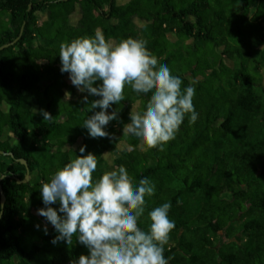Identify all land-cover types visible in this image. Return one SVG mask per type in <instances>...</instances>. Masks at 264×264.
Here are the masks:
<instances>
[{"label":"trees","instance_id":"16d2710c","mask_svg":"<svg viewBox=\"0 0 264 264\" xmlns=\"http://www.w3.org/2000/svg\"><path fill=\"white\" fill-rule=\"evenodd\" d=\"M135 18L144 21L141 28ZM97 29L106 40L144 41L157 67L167 65L182 89L194 88L198 118L189 123L186 115L163 150L142 149L123 133L133 105L140 101L137 111H143L151 95L130 86L108 109L118 116L105 128L109 136L90 138L82 127L100 110H89L99 97L79 93L60 72L59 44ZM6 44L0 49V151L13 156L0 152L6 196L0 264H71L88 255L75 235L68 244L51 243L57 233L37 214L45 207L41 182L80 155L82 145L84 155L96 156L94 180L105 172V153L113 152L114 168L124 166L134 184L147 178L155 185L139 228L147 230L148 211L171 202L168 264H264V0H0V48ZM41 109L50 120L43 121ZM6 131L14 143L4 139ZM69 136L83 138L72 154ZM122 141L130 148L119 150ZM1 201L0 190V214Z\"/></svg>","mask_w":264,"mask_h":264},{"label":"clouds","instance_id":"9594fccd","mask_svg":"<svg viewBox=\"0 0 264 264\" xmlns=\"http://www.w3.org/2000/svg\"><path fill=\"white\" fill-rule=\"evenodd\" d=\"M58 55L60 72L68 74L71 84L82 93L99 97L89 110H100L81 124L90 138L109 136L105 128L118 116L108 109L125 99V86L137 94H151L143 111H130L129 123L122 130L148 148L163 150L167 142L175 139L186 115L189 123L198 118L192 104L194 88L182 89V80L172 75L167 65L157 67L156 58L142 40H106L97 29L93 36L61 42ZM95 81L101 83L93 86ZM39 111L43 121L51 119L47 111ZM85 147L82 145L80 155L70 158L48 182H41L45 207L37 209V214L57 233L51 243L63 240L68 244L75 235L88 255H81L71 264H168L163 253L175 227V221L169 218L171 202L148 211L147 230L139 228L145 197L154 194L155 185L147 178L134 184L124 166L94 180L97 159L90 152L84 155ZM57 202L58 208L50 206ZM35 227L39 229L40 225ZM43 230L47 235L46 226Z\"/></svg>","mask_w":264,"mask_h":264},{"label":"rangeland","instance_id":"374dc122","mask_svg":"<svg viewBox=\"0 0 264 264\" xmlns=\"http://www.w3.org/2000/svg\"><path fill=\"white\" fill-rule=\"evenodd\" d=\"M128 1L129 0H118V2L120 4L126 3ZM79 17H80V11H79V8H78L77 11L72 15V19H73L72 21H73L74 24H76L78 22V20H80ZM42 18H46V15L43 14ZM135 23L138 25L139 28H141L144 25V21H142L139 18H135ZM169 37L171 39H175V36H174L173 33H170ZM228 62H229V64H232L230 61H228ZM262 74H263V77H264V70H262ZM78 92L82 93L80 91H78ZM140 103L141 102L138 101L137 103H135L133 105V111H137L138 110V108L140 106ZM1 107L3 109H7V106L5 104H1ZM4 139H7V140L11 141L12 143H14L13 138L9 135V133L7 131L5 133ZM82 139L83 138H80V137H77V136H69V137H67V139H66V142H67L66 148H67V150L69 151L70 154H72V152L76 148H78L79 146L82 145ZM146 147H147L146 145L140 143V148L145 149ZM118 148H119V150H123L124 148H130V147L125 142L122 141V142H120L118 144ZM104 157H105V159L107 161V166H106L105 172L112 170L114 168V159L116 157V154L113 153V152H107V153H105ZM36 178H38L37 175L33 174L32 175V180L35 181Z\"/></svg>","mask_w":264,"mask_h":264},{"label":"water","instance_id":"95a60500","mask_svg":"<svg viewBox=\"0 0 264 264\" xmlns=\"http://www.w3.org/2000/svg\"><path fill=\"white\" fill-rule=\"evenodd\" d=\"M16 41H14L12 44H14ZM11 44H6V45H4V46H2L0 49H4V48H7V47H9ZM1 153H3V154H11L12 156H13V153H11V152H4V151H0ZM20 160V162H22L24 165H26L27 166V169H28V171H27V175H26V177H25V179H24V182L25 183H27V182H29V180H30V170H29V167H28V163H27V161L25 160V159H19ZM2 179H3V177H0V190H1V195H2V201H1V203H2V211H1V216H0V220H1V218H2V216H3V213H4V207H5V202H6V196H5V194H4V191H3V188H2V185H1V181H2ZM19 182H21L20 180H19Z\"/></svg>","mask_w":264,"mask_h":264}]
</instances>
